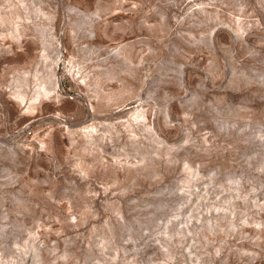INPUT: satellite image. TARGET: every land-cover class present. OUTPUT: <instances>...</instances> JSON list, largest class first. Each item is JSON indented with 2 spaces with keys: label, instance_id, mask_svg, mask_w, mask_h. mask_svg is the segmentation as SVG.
<instances>
[{
  "label": "rangeland",
  "instance_id": "374dc122",
  "mask_svg": "<svg viewBox=\"0 0 264 264\" xmlns=\"http://www.w3.org/2000/svg\"><path fill=\"white\" fill-rule=\"evenodd\" d=\"M0 264H264V0H0Z\"/></svg>",
  "mask_w": 264,
  "mask_h": 264
}]
</instances>
